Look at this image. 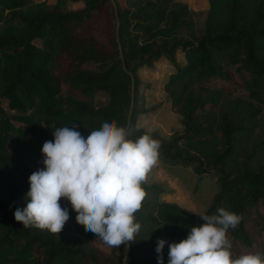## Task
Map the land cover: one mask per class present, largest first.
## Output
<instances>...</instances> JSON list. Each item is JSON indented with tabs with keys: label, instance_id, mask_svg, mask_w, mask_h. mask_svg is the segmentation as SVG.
<instances>
[{
	"label": "trees",
	"instance_id": "1",
	"mask_svg": "<svg viewBox=\"0 0 264 264\" xmlns=\"http://www.w3.org/2000/svg\"><path fill=\"white\" fill-rule=\"evenodd\" d=\"M208 2L204 29L192 38L180 30L187 7L175 0H132L128 6L120 0H0V264H159L158 239L168 242L162 253L168 264V245L205 223L162 200L161 185L145 183L147 195L135 214L141 229L127 247L99 248V238L76 223L63 199L75 231L64 227L54 235L15 221V210L26 206L30 175L44 167L41 149L53 132L76 124L86 138L112 121L132 128L133 140L144 134L158 140L168 164L193 169L198 178L217 176L219 189L204 213L223 207L242 215L228 231L232 254H264V163L258 161L264 140L237 159L240 136L254 131L264 111V0ZM164 66V92L183 126L168 139L136 125L149 111L140 98L139 72ZM218 85L245 91L249 100L235 99L216 121ZM100 93L109 98L104 105L97 104ZM36 155L37 167L28 162Z\"/></svg>",
	"mask_w": 264,
	"mask_h": 264
},
{
	"label": "clouds",
	"instance_id": "2",
	"mask_svg": "<svg viewBox=\"0 0 264 264\" xmlns=\"http://www.w3.org/2000/svg\"><path fill=\"white\" fill-rule=\"evenodd\" d=\"M79 125L60 127L53 140L43 143V169L29 177L26 206L17 208L14 219L24 228L59 235L70 219L66 200L76 213V223L109 248L136 242L141 224L135 214L146 198L142 184L158 163L161 144L148 134L135 140L133 129L103 122L85 138ZM205 222L193 226L186 239L168 245V264H264V254L234 256L229 229L239 226L243 216L217 209L214 215L194 212ZM168 243L158 239L156 252L163 264Z\"/></svg>",
	"mask_w": 264,
	"mask_h": 264
},
{
	"label": "rangeland",
	"instance_id": "3",
	"mask_svg": "<svg viewBox=\"0 0 264 264\" xmlns=\"http://www.w3.org/2000/svg\"><path fill=\"white\" fill-rule=\"evenodd\" d=\"M48 1L53 3L55 0H35ZM123 5H129L132 0H120ZM179 4L187 7L186 14L181 24V32L186 37H196L202 33L205 20L209 11L208 0H175ZM76 8V7H74ZM91 69L96 68L95 65H89ZM166 67H158L156 69L142 70L139 72L141 77L140 98L149 111L138 116L137 128L145 129L147 132H158L162 137L168 139L172 133L183 129L181 116L178 108L164 92V81L167 80ZM152 86V87H151ZM195 92L203 95L211 94L208 90H202L197 87L193 88ZM221 90V104L214 111L216 121H219L221 110L229 103H233L235 99L242 98L249 100L248 94L244 91L225 90L224 88H214ZM231 91V92H229ZM109 98L105 93L98 94L97 104L104 105ZM256 105V104H255ZM258 126L254 131L246 133L239 138V150L237 154L238 161L242 160L247 152L251 149L253 142L264 140V111L257 117ZM19 124H17L18 126ZM258 161L264 163V152H262ZM30 164L36 163L38 166V156L28 158ZM145 184H159L163 187L164 193L162 200L177 203L190 212H205L211 204L215 194L219 189L218 177L208 173L198 178L193 169L184 167L183 165L172 166L159 156L158 163L148 173L147 182ZM66 229L75 231L69 220L66 222ZM97 246L108 252L109 247L105 246L99 239ZM261 249L264 250V240L261 241Z\"/></svg>",
	"mask_w": 264,
	"mask_h": 264
},
{
	"label": "water",
	"instance_id": "4",
	"mask_svg": "<svg viewBox=\"0 0 264 264\" xmlns=\"http://www.w3.org/2000/svg\"><path fill=\"white\" fill-rule=\"evenodd\" d=\"M124 70H126L125 66H124ZM133 104H134V84H133V87H132V102H131V111H130V114H129V117H128V125L130 124V121H131V114H132ZM127 128H128V126H127Z\"/></svg>",
	"mask_w": 264,
	"mask_h": 264
}]
</instances>
